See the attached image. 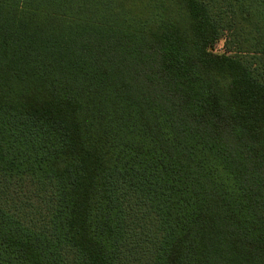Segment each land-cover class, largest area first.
<instances>
[{"label": "trees", "instance_id": "1", "mask_svg": "<svg viewBox=\"0 0 264 264\" xmlns=\"http://www.w3.org/2000/svg\"><path fill=\"white\" fill-rule=\"evenodd\" d=\"M0 264H264V0H0Z\"/></svg>", "mask_w": 264, "mask_h": 264}, {"label": "rangeland", "instance_id": "2", "mask_svg": "<svg viewBox=\"0 0 264 264\" xmlns=\"http://www.w3.org/2000/svg\"><path fill=\"white\" fill-rule=\"evenodd\" d=\"M213 51L217 54H222L225 52V41L222 40L218 44L215 45Z\"/></svg>", "mask_w": 264, "mask_h": 264}]
</instances>
